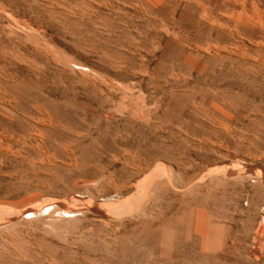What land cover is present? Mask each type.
<instances>
[{"label":"rangeland","instance_id":"1","mask_svg":"<svg viewBox=\"0 0 264 264\" xmlns=\"http://www.w3.org/2000/svg\"><path fill=\"white\" fill-rule=\"evenodd\" d=\"M206 1L0 0V264H264V0Z\"/></svg>","mask_w":264,"mask_h":264},{"label":"bare ground","instance_id":"2","mask_svg":"<svg viewBox=\"0 0 264 264\" xmlns=\"http://www.w3.org/2000/svg\"><path fill=\"white\" fill-rule=\"evenodd\" d=\"M187 1H188V0H187ZM198 1H199V0H198ZM198 1H197V2H198ZM214 1H215V0H214ZM223 1H225V0H223ZM236 1H237V0H236ZM238 1H239V0H238ZM240 1H241V0H240ZM246 1H248V0H245V2H246ZM254 1H255V0H253V2H254ZM258 1H260V0H258ZM195 2H196V0H195ZM197 2H196V3H197ZM203 2H204V1H203ZM206 2H208V0H207ZM209 2H211V1H209ZM225 2H227V0H226ZM229 2H230V1L228 0V4H230ZM250 2H251V1H250ZM191 3H192V2H191ZM201 3H202V2H201ZM232 3H234V2L232 1ZM240 3H241V2H240ZM247 3H248V2H247ZM254 3H255V2H254ZM254 3H253V6H254ZM211 4H212V2H211ZM215 4H216V3H215ZM223 4H224V3H223ZM234 4H235V3H234ZM242 4H243V3H242ZM262 4H263V3H262ZM192 5H193V4H192ZM220 5H221V4H220ZM226 5H227V4H226ZM226 5H225V7H226ZM238 5H239V4H238ZM245 5H247V4H245ZM251 5H252V3H251ZM233 6H234V5H232V7H233ZM242 6H243V5H242ZM242 6H241V7H242ZM257 6H258V9H259V8H260V7H259V4L257 5V3H256V7H257ZM262 6H263V5H261V7H262ZM209 7H210V6H209ZM214 7H215V6H214ZM239 7H240V6H239ZM239 7H238V8H239ZM246 7H247V6H246ZM254 7H255V6H254ZM204 8H205V6H204ZM219 8H220V7H219ZM219 8H218V10H219ZM227 8H228V7H227ZM238 8H237V9H238ZM243 8H244V6H243ZM205 9H207V8H205ZM216 9H217V8H216ZM232 9H233V11H234V9H236V8L233 7ZM246 9H247V8H246ZM246 9H245V10H246ZM248 9H250V8L248 7ZM258 9H257V10H258ZM263 9H264V8H263ZM239 10H240V8H239ZM253 10H254V8H253ZM211 11H212V10H211ZM219 11L221 12V10H219ZM222 11L227 12L228 10L225 9V10H222ZM231 11H232V10H231ZM236 11H237V10H236ZM236 11H235V14H236ZM247 11H248V10H247ZM251 11H252V10H251ZM260 11H261V10H260ZM256 12H257V11H256ZM263 12H264V11H263ZM202 13H203V12H202ZM212 13H213V11H212ZM212 13L210 12V14H212ZM243 13H245V12L243 11ZM243 13H242V14H243ZM251 13H252V12H251ZM259 13H260V12H259ZM203 14H204V13H203ZM210 14H208V15L210 16ZM220 14H221V13H220ZM230 14H231V13H230ZM232 14H233V12H232ZM245 14H246V13H245ZM236 15H237V14H236ZM238 15H240V14H238ZM257 15H258V14H257ZM261 15H262V14H261ZM261 15H260V16H261ZM204 16H206V15H204ZM229 16H230V15H229ZM243 16H244V15H243ZM243 16L240 15V17H243ZM248 16H249V14H248ZM250 16H251V15H250ZM252 16H253V15H252ZM260 16H259V17H260ZM206 17H208V16H206ZM212 17H213V16H212ZM240 17H239V18H240ZM253 17H255V13H254V16H253ZM223 18H224V17H223ZM255 18H256V17H255ZM262 18H263V17H262ZM205 19H206V18H204V20H205ZM243 19H246V18L243 17ZM243 19H242V20H243ZM250 19L253 20L252 17H250ZM207 20H208V19H207ZM209 20H210V19H209ZM223 20H224V19H223ZM233 20H235V19H233ZM240 20H241V19H240ZM251 20H250V21H251ZM214 21H216V20H214ZM219 21H220V20H219ZM219 21L217 20L218 23H220ZM237 21H239V20H237ZM261 21H262V20H261ZM241 22H242V21H241ZM214 23H215V22H214ZM220 24H221V23H220ZM235 24H236V23H235ZM237 24H238V23H237ZM252 25H253V24H252ZM235 26H236V25H234V27H235ZM236 29H237V28H236ZM263 45H264V44H263ZM261 47H262V46H261ZM19 143H20V142H19ZM25 210H26V209H25ZM30 210H31V209H30ZM201 215H202V214H201ZM198 223H199V222H198ZM1 246H2V245H1Z\"/></svg>","mask_w":264,"mask_h":264}]
</instances>
